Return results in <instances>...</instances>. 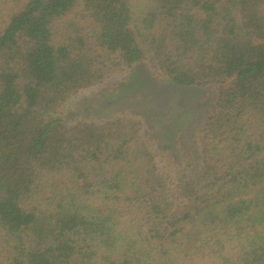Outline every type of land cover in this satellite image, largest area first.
Listing matches in <instances>:
<instances>
[{"label":"trees","instance_id":"trees-1","mask_svg":"<svg viewBox=\"0 0 264 264\" xmlns=\"http://www.w3.org/2000/svg\"><path fill=\"white\" fill-rule=\"evenodd\" d=\"M144 63L221 87L151 127L178 180L146 122L63 112ZM0 264H264V0H0Z\"/></svg>","mask_w":264,"mask_h":264},{"label":"rangeland","instance_id":"rangeland-1","mask_svg":"<svg viewBox=\"0 0 264 264\" xmlns=\"http://www.w3.org/2000/svg\"><path fill=\"white\" fill-rule=\"evenodd\" d=\"M153 73L149 63L135 66L99 87L81 92L63 112L65 117L81 116L93 122L123 115L146 122V142L159 154L161 168L178 180L174 160L169 152L163 151L164 140L171 145L173 136L180 130L194 131L192 135H195L206 122L221 87H182L171 80L160 81ZM160 123L164 124L165 131L162 141L151 135V127L157 128Z\"/></svg>","mask_w":264,"mask_h":264}]
</instances>
